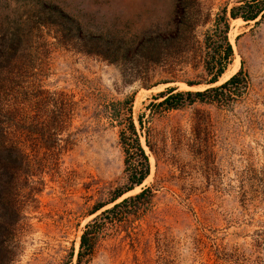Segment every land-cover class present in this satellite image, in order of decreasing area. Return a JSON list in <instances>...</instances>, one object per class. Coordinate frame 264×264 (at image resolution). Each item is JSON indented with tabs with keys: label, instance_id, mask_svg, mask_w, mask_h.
I'll return each mask as SVG.
<instances>
[{
	"label": "rangeland",
	"instance_id": "1",
	"mask_svg": "<svg viewBox=\"0 0 264 264\" xmlns=\"http://www.w3.org/2000/svg\"><path fill=\"white\" fill-rule=\"evenodd\" d=\"M0 264H264V0H0Z\"/></svg>",
	"mask_w": 264,
	"mask_h": 264
},
{
	"label": "trees",
	"instance_id": "2",
	"mask_svg": "<svg viewBox=\"0 0 264 264\" xmlns=\"http://www.w3.org/2000/svg\"><path fill=\"white\" fill-rule=\"evenodd\" d=\"M238 9H239V7L235 8V9H232V11H231V16L232 17H236L237 16L236 11ZM258 13H259V11H252V9H250L245 14H242L240 16L244 20H249V19L251 20V19H254L257 16ZM224 40H225L226 46H225V54H224L223 58L226 59L231 54V46L226 41V37L225 36H224ZM224 65L225 64H224V61H223V63H221L220 65L216 66L214 64V67L213 66L211 67V68H215V69L213 70L212 78L209 80L210 82L216 81L217 77L219 75H221V73L223 72V69H224ZM237 76H238V73L232 75L229 79H227L225 82H223L219 86L209 87V88H206V89H204L202 91L177 92V93H174V94L170 93L171 91H169L166 94V96L161 101H159L156 105H164L165 108H167V109L168 108H174L178 104V102L176 100H174V99L175 98H181L184 95L192 96L194 98L199 99L200 101H203V100L209 98V96H212V93L218 91L219 89H223L225 87H228L229 85L234 83L237 80ZM140 124H141V121H140ZM129 126H130L131 130H129L130 128H124L121 131V139H122L123 144L130 145V147H131L132 141H135V151H138L139 158L143 159V162L138 164L139 166L133 167L132 170L130 171V174L128 175V178L130 179L132 185H138V184H140L142 182L144 177L147 175V173H148V165H147V162H146V157H145V155H144V153H143V151H142V149H141V147H140V145L138 143V139H137L136 132H135V129H134L132 121L129 122ZM6 142L7 143H5V146L3 148V149H6V150H3V151H6V155H5L6 158H5V161H4V167H7L8 165H10L11 163L9 162V160L12 157V155L15 154L16 152L20 151L19 147H18L19 143L16 142V139L14 141L13 137L10 139V141L7 140ZM128 149L129 148H127L126 151ZM130 165H131V163L128 164V166H130ZM131 188H132V186L128 187L126 189V191L130 190ZM121 193L122 192H120L119 194L115 195V197L113 199L117 198ZM116 205L117 204H115L114 206H116ZM96 209H98V208H96ZM87 227H88V225H87ZM87 233L88 232L86 230L81 235V240H80V248L83 249L85 252H87L90 249V245L87 242L88 241ZM80 253H81V251H80Z\"/></svg>",
	"mask_w": 264,
	"mask_h": 264
},
{
	"label": "bare ground",
	"instance_id": "3",
	"mask_svg": "<svg viewBox=\"0 0 264 264\" xmlns=\"http://www.w3.org/2000/svg\"><path fill=\"white\" fill-rule=\"evenodd\" d=\"M228 73H226V75H227Z\"/></svg>",
	"mask_w": 264,
	"mask_h": 264
}]
</instances>
